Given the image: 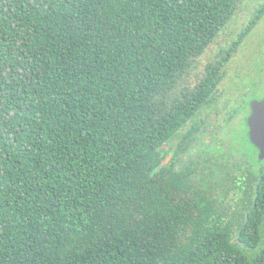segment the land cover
Returning a JSON list of instances; mask_svg holds the SVG:
<instances>
[{
  "label": "trees",
  "instance_id": "trees-1",
  "mask_svg": "<svg viewBox=\"0 0 264 264\" xmlns=\"http://www.w3.org/2000/svg\"><path fill=\"white\" fill-rule=\"evenodd\" d=\"M241 1L0 0V264H264V161L163 163Z\"/></svg>",
  "mask_w": 264,
  "mask_h": 264
},
{
  "label": "rangeland",
  "instance_id": "rangeland-1",
  "mask_svg": "<svg viewBox=\"0 0 264 264\" xmlns=\"http://www.w3.org/2000/svg\"><path fill=\"white\" fill-rule=\"evenodd\" d=\"M263 3L264 0H242L237 5L233 19L200 57L194 71L184 78L185 83L191 84L194 88L202 77L208 76L211 68L228 59L229 53L232 54L229 61H226L229 65L222 70V75L218 78L220 81L218 90L220 95L224 94V98L220 100L222 113L218 117L217 125L225 127L223 134L230 138V149L244 152L253 159L254 163H257V157L255 149L247 138L248 128L245 120L250 114V102L264 100V71L261 72L258 82L256 81L251 87L250 82L244 80L258 74L256 66L259 64L264 68V14L256 24H252ZM238 100L245 101L241 103L246 105L244 104L240 109L241 117L233 122L235 124L229 133V129L226 128L229 123L225 114L228 108L241 104L237 102Z\"/></svg>",
  "mask_w": 264,
  "mask_h": 264
},
{
  "label": "flooded vegetation",
  "instance_id": "flooded-vegetation-1",
  "mask_svg": "<svg viewBox=\"0 0 264 264\" xmlns=\"http://www.w3.org/2000/svg\"><path fill=\"white\" fill-rule=\"evenodd\" d=\"M231 55L232 54L229 53V58L227 59V61H229ZM228 65V62H222L218 63L217 66L211 68H217V81L218 78L222 75V70H225ZM256 68V70H258V74H255L254 77H251V79L244 80V82L246 80L250 82V87L251 85L253 86L256 81L258 82V78L261 76V72L264 71V68H261L260 64L256 66ZM219 82L220 81H218V83ZM238 90H240V88H238ZM222 98H224V94L220 95L217 84V88L208 100V104H206L202 110L195 113L194 118L188 124V129L179 134L178 142H174L176 144L175 147H173L172 145H167L164 147V151H171V153L166 156L165 161L163 162L164 164L168 160L171 161L174 164V170H177L178 172H180L179 170L184 171L187 165H190L194 169H197L196 167H194L197 166L200 169L201 173L203 171H208L209 173L214 172V174L216 175L215 180H222L229 171L240 176H245V174L249 172L245 170L246 173H242L244 175H241L238 171L239 168L246 167V169L250 170L251 172L254 171L255 167L257 168L256 165L260 161H264V159L260 158V149L252 143L250 137L249 118L252 116V106L255 101H252L249 104L250 114L245 122L248 128L247 138L249 140V143L255 149L257 163H254L253 159L250 156L244 154V152L242 151H232L229 147L230 138H227V136L223 134V128L225 127L217 125L218 117L222 113L220 107V100ZM228 101L230 102V100ZM262 101L264 100H260L259 102ZM237 102L241 103L245 101L238 100ZM244 104L245 103H241L238 106L228 108L229 110L227 109L225 117L227 123H229L226 127L227 130L229 129V133L232 131L231 129L235 124L233 122L235 120L238 121L241 117L239 115V111ZM226 134L228 135V133ZM244 180L246 179L244 178Z\"/></svg>",
  "mask_w": 264,
  "mask_h": 264
},
{
  "label": "water",
  "instance_id": "water-1",
  "mask_svg": "<svg viewBox=\"0 0 264 264\" xmlns=\"http://www.w3.org/2000/svg\"><path fill=\"white\" fill-rule=\"evenodd\" d=\"M253 113L249 118L250 137L252 143L260 149L261 159H264V101L253 103Z\"/></svg>",
  "mask_w": 264,
  "mask_h": 264
}]
</instances>
